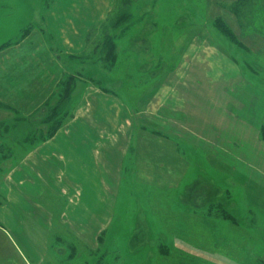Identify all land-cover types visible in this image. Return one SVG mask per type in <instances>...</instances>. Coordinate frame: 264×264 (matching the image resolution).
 Masks as SVG:
<instances>
[{
  "label": "rangeland",
  "instance_id": "rangeland-1",
  "mask_svg": "<svg viewBox=\"0 0 264 264\" xmlns=\"http://www.w3.org/2000/svg\"><path fill=\"white\" fill-rule=\"evenodd\" d=\"M51 1L11 5L4 18L14 21V33L7 40L17 42L44 27L40 19L33 23L29 7H37L41 16ZM237 1L124 0L114 11L117 20L109 21L107 32L103 27L102 36H95L99 28L91 32L84 51L57 52L62 79L43 108L24 118L0 105V124L11 123L14 135L30 140H37L49 126L65 125L75 99L90 85L132 106L135 120H125L132 119L134 125L139 98L147 102L149 92L158 104L169 97L204 118L212 119L215 111L222 121H232L215 133L209 127L201 131L197 147L186 149L181 143L175 149V142L165 143L170 136L142 116L134 142L140 140L141 152H153L156 159L149 164L131 150L120 192L113 199L96 178L74 181L70 174L61 175L49 182L56 191L50 193L23 174L24 181L36 185L31 190L32 202L38 205L33 212L38 210L35 214L44 220L43 234L16 228L25 221L17 204L24 191L19 181L8 178L16 165L5 164L3 157L12 152L19 156L21 150L17 144L0 147V264H264L259 186L264 175V0H250L252 15L245 13L242 21L229 11ZM218 17L243 47L216 29ZM228 110L236 115L229 117ZM176 152L189 164L180 162ZM166 158L173 164L171 170L164 165ZM86 183L90 193L81 186ZM113 185L110 181L111 189ZM78 190L83 197L75 201Z\"/></svg>",
  "mask_w": 264,
  "mask_h": 264
},
{
  "label": "crops",
  "instance_id": "crops-1",
  "mask_svg": "<svg viewBox=\"0 0 264 264\" xmlns=\"http://www.w3.org/2000/svg\"><path fill=\"white\" fill-rule=\"evenodd\" d=\"M28 1L0 0V38L5 40L3 43L0 41V47L9 42L6 47L0 48V105L19 112L24 118L33 116L43 108L60 84L63 68L57 52L65 50L63 52L76 54L84 51L90 33L99 28L95 36H102L104 26L107 32L106 26L109 21L117 20L114 13L116 6L124 3V0H52L49 9L41 16H38L37 7H29L33 14V23L38 24L40 19L44 27L32 29L17 42L8 41L7 39L14 33L11 30L14 21L4 17L13 4L35 5V2ZM42 28H46L47 35L43 33ZM153 97L154 95L149 92L147 102L139 98L140 103L137 108L139 113L135 125L132 119L125 120V116L134 119L132 106L127 105L124 99L115 94L107 93L93 85L88 86L81 96L75 99L68 122L51 137L47 134L51 130L50 126L46 131H40L42 136L40 135L37 140H30L29 136L14 135L16 128L11 126V123L6 124L4 121V124H0V147L12 149L11 145L17 144L16 147L21 150L19 156L12 152L3 157L5 164L16 165L15 171L8 178L19 181L20 188L24 191L23 202L19 197L17 204L22 207V211L19 212L23 213L25 221L16 228L21 233L29 228L32 234H43L47 229L43 218L35 214L38 210L33 212L38 207L32 202L31 195V190L36 185L32 181H24L23 174L31 176L37 185H42L43 191L47 189L50 193L56 191L49 182L60 179L61 175L70 174L74 181L96 178L100 181L101 189L105 188L107 193L111 192L112 199L116 197V191L117 194L118 191L120 192L124 180L125 164L131 150L136 149L138 156L143 155L149 164H151L150 159H156V154L153 152L151 154H148L147 150L141 152L140 140L134 142V134L138 132L137 123L141 125L142 116H148L151 127L167 133L166 137H170L165 143L175 142L174 147L170 144L175 149L180 148L181 143L185 144L186 149H189L190 145L197 147V141L203 138L201 131L204 133L209 127L213 128L215 133L217 128L225 125L228 128L232 123V121H222L220 112L213 111L215 118L208 119L204 118L203 114H199L197 109L195 112L183 104H178L179 101L173 103L167 97L165 104L162 102L158 104L157 99ZM142 104L143 112H141ZM234 113L233 110H228L229 117L235 116ZM172 116H178L177 118L180 119L174 120ZM24 145H28L26 151L22 149ZM149 150L154 151L151 147ZM175 155L180 162L189 164L187 160L178 156L179 153L176 152ZM138 156L136 155V159L140 162ZM168 160L170 161L169 158ZM168 160L166 158L164 165L171 170L173 164L167 162ZM219 163L223 162L219 160ZM111 173L115 175L113 178L108 176ZM134 174L137 175L135 171ZM110 181H115L112 189L109 186ZM260 181H262V184L259 183L260 194L264 201V175ZM86 185L87 183L81 186L85 188V192L90 193ZM75 194L76 201L83 192L78 190ZM1 212L4 210H0V219L4 217ZM106 212L108 213L109 210ZM8 213L14 217L11 211ZM74 218L76 219V216ZM5 222L9 223L6 218Z\"/></svg>",
  "mask_w": 264,
  "mask_h": 264
},
{
  "label": "trees",
  "instance_id": "trees-1",
  "mask_svg": "<svg viewBox=\"0 0 264 264\" xmlns=\"http://www.w3.org/2000/svg\"><path fill=\"white\" fill-rule=\"evenodd\" d=\"M249 1L250 0H238L237 2L231 5L229 11L233 13L235 16H237L238 20L242 21L243 19L242 17H244L245 13H248V11H250L251 9V4H249ZM249 15L252 14L250 13ZM215 27L232 44H235L239 47H243L241 42L238 40L236 34L234 33V31L231 29V27L226 23V21L222 17H218L215 19ZM63 125L64 124H59L58 126L56 125L52 126L49 132V137L53 136L58 131V129H60ZM263 137H264V129H263Z\"/></svg>",
  "mask_w": 264,
  "mask_h": 264
}]
</instances>
